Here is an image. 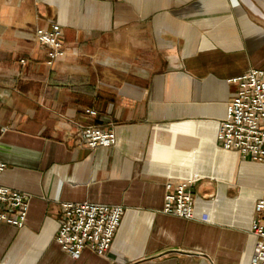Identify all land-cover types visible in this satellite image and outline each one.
Masks as SVG:
<instances>
[{"label": "crops", "instance_id": "crops-1", "mask_svg": "<svg viewBox=\"0 0 264 264\" xmlns=\"http://www.w3.org/2000/svg\"><path fill=\"white\" fill-rule=\"evenodd\" d=\"M54 24L66 54L49 64L36 31ZM250 69L264 0H0V185L29 198L23 227L0 222V264H250L264 163L217 139ZM86 125L116 144L88 147ZM183 181L192 219L163 212ZM63 202L125 208L104 257L56 243Z\"/></svg>", "mask_w": 264, "mask_h": 264}, {"label": "built area", "instance_id": "built-area-1", "mask_svg": "<svg viewBox=\"0 0 264 264\" xmlns=\"http://www.w3.org/2000/svg\"><path fill=\"white\" fill-rule=\"evenodd\" d=\"M36 38L46 49L49 64L65 56L63 31L58 24L51 29H38ZM24 63V60H21ZM237 90L229 101L217 139L224 150L237 151L243 159L264 163V70L250 69L231 80ZM96 116L93 109L86 110ZM7 127H1L4 133ZM80 133L92 149L107 148L117 142L112 129L82 126ZM6 165L0 162V175ZM191 181L168 182L163 212L192 219L196 200L189 188ZM29 198L24 193L0 185V222L21 228L28 214ZM125 208L121 205L99 203H61V220L55 241L62 251L78 259L85 249L104 257L111 249ZM251 231L257 240L250 264H264V198L255 203Z\"/></svg>", "mask_w": 264, "mask_h": 264}]
</instances>
